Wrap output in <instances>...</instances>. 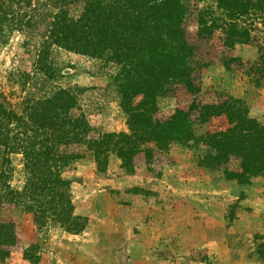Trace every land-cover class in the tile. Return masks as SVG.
Instances as JSON below:
<instances>
[{
    "label": "trees",
    "instance_id": "obj_1",
    "mask_svg": "<svg viewBox=\"0 0 264 264\" xmlns=\"http://www.w3.org/2000/svg\"><path fill=\"white\" fill-rule=\"evenodd\" d=\"M23 1L0 0V42L6 31L21 28L33 41L39 37L37 65L44 64L48 44L90 56L110 52L121 72L120 105L130 133L97 132L83 114L73 113L75 99L61 88L31 100L22 116L0 103V147L4 154L20 152L26 171L21 190L0 171V263L13 251L38 260L37 244L21 243L17 211L31 213L39 228L72 222L71 182L61 171L87 152L97 166L114 152L127 172L145 165L152 173L177 143L199 153L200 167L221 170L227 180L264 178V121L250 119L239 99L201 88L202 72L211 65L230 72L248 68L254 82L264 77V0H209V6L204 0H57L58 13L34 7L22 15ZM78 7V15L70 14ZM239 44L256 48L254 61L234 55ZM131 86L133 105L127 100ZM158 98L174 100L172 114L162 113ZM213 119L228 126L196 132Z\"/></svg>",
    "mask_w": 264,
    "mask_h": 264
},
{
    "label": "rangeland",
    "instance_id": "obj_2",
    "mask_svg": "<svg viewBox=\"0 0 264 264\" xmlns=\"http://www.w3.org/2000/svg\"><path fill=\"white\" fill-rule=\"evenodd\" d=\"M25 1L19 3L22 15L34 7L49 14L60 9L57 0ZM203 3L210 5L209 0ZM70 14L78 15L79 7ZM26 33L22 28L6 31L0 42V103L6 109L22 116L31 100L61 88L75 99L73 113L83 114L97 132L130 133L120 105L121 72L110 52L90 56L48 44L44 64L37 65L39 37L33 41ZM233 53L247 62L256 58V48L246 44L235 46ZM249 75L248 68L230 72L211 65L202 72L201 88L239 99L247 116L262 123L264 77L254 82ZM129 90L127 100L136 104ZM157 105L165 115L173 113V99L158 98ZM217 121L196 126V132L228 126ZM2 151L0 147V171L10 187L21 190L26 179L23 156ZM198 156L171 143L161 169L151 173L137 165L129 173L114 152L99 166L91 152L85 153L61 171L71 182L72 222L39 228L31 213L17 211L21 243L24 248L36 243L38 260L31 263L21 251H13L0 264H264V178L238 184L221 170L200 167ZM189 178L194 181L187 185ZM248 186H257L259 194L245 195Z\"/></svg>",
    "mask_w": 264,
    "mask_h": 264
},
{
    "label": "crops",
    "instance_id": "obj_3",
    "mask_svg": "<svg viewBox=\"0 0 264 264\" xmlns=\"http://www.w3.org/2000/svg\"><path fill=\"white\" fill-rule=\"evenodd\" d=\"M193 181L194 180H192V179L189 178V180H186V183H187V185H190V184L193 183ZM257 188H258L257 186H256V188L255 187H252L251 188V186H248L247 189H244V193H245V195H247V193L254 194L255 195V193H257ZM257 194H259V193H257ZM235 221H238V220H235Z\"/></svg>",
    "mask_w": 264,
    "mask_h": 264
}]
</instances>
